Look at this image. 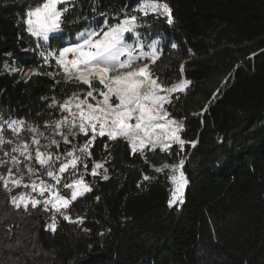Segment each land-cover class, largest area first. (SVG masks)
Segmentation results:
<instances>
[{"label":"trees","instance_id":"trees-1","mask_svg":"<svg viewBox=\"0 0 264 264\" xmlns=\"http://www.w3.org/2000/svg\"><path fill=\"white\" fill-rule=\"evenodd\" d=\"M36 2L0 0V114L5 119L27 118L47 131L43 122L61 115L47 107L51 98L62 101L86 86L65 83L62 74L56 77L58 85L47 75H33L26 83L16 75L1 74L6 52H12L22 67L58 70L53 61L51 68L42 66L36 53L26 58L21 51L37 42L24 25H17L16 13ZM166 2L173 24L149 15L140 31L164 38L161 58L151 71L168 86L180 79L190 82L166 105L171 118L183 123V138L198 140L195 148L186 145L190 182L185 203L168 207L167 170L161 174L154 170L175 162L178 146L172 154L146 149V163L139 154H131L123 140L98 138L89 171L93 160L107 157V142L112 153L106 164L110 179L85 175L93 191L68 210L73 220L84 218L82 225L57 216V231L46 230L51 213L42 207L15 209L0 185V264H264V0ZM91 3L75 0L65 14L64 41L85 28L88 21H73L77 16L91 18ZM136 4L137 0H97L95 7L112 14L125 6L130 11ZM103 21L97 16L93 23ZM172 43L177 44L175 49ZM57 46H62L60 41L51 38L48 47ZM26 134L30 135L24 131L21 136L28 140ZM4 135L12 137L6 130ZM0 159H6L3 152ZM8 166L0 167V174L6 175ZM33 166L40 169L39 164ZM144 175L153 179L145 181ZM23 190L14 189L12 194Z\"/></svg>","mask_w":264,"mask_h":264},{"label":"snow or ice","instance_id":"snow-or-ice-1","mask_svg":"<svg viewBox=\"0 0 264 264\" xmlns=\"http://www.w3.org/2000/svg\"><path fill=\"white\" fill-rule=\"evenodd\" d=\"M14 2L23 3V0ZM74 3L75 0H37L34 5L28 4L23 12L16 13L17 25H24V30L38 41L34 48L22 47L21 51L36 53L42 66L51 68L54 61L58 69L43 72L40 68H30L23 71V76L30 79L33 75H47L58 85L61 81L56 77L62 74L65 83L82 84L86 88L73 91L62 101L55 96L51 98L47 107L58 109L61 115L43 122L47 131L27 118L5 119L0 114V152L6 157L0 159V167L9 165L7 174H0V185L9 194L15 209L23 206L27 212L29 206L31 209L42 207L44 212L51 213V223L46 230L53 233L57 231V216L71 223H84L83 217L73 220L68 210L72 202L93 191L85 180L86 174L110 179L106 164L111 161L112 153L107 142L104 143L107 157L101 161L93 160L89 172L88 161L93 159L91 149L98 138L106 137L112 143L123 140L131 154H139L146 163V149L172 154L173 147L178 146L175 162L154 168L157 174L167 170L166 178L171 184L167 200L169 208L185 203V190L190 182L186 170V145L195 148L198 144V140L183 138V123L171 118L166 108L172 102V94L183 92L190 82L180 79L168 86L150 70L149 64H155L161 58L160 41L149 40L150 34L142 35L140 31L143 27L140 17L150 14L165 17L169 25L173 24L172 9L166 0H137L130 11L125 6L112 14L98 11L97 0H92L90 7L94 15L91 18L77 16L73 23L81 19L88 23L75 33L74 38L70 36L64 41L63 18ZM97 16L104 17L102 24L93 23ZM110 19L116 22L110 23ZM50 38L59 40L62 46L48 47ZM171 47L175 49L177 44L172 43ZM4 55L11 61L15 59L12 52ZM137 62H144L143 66L134 68ZM2 68L9 73L20 71L10 62H4ZM183 68L181 64V71ZM41 100L46 101L48 97H41ZM206 111L207 107L201 114ZM39 115L41 113H37ZM5 130L12 133L11 138L4 135ZM24 131L30 134V143L20 135ZM57 136L60 139H56ZM80 136L86 138L83 143H73ZM61 141L69 147L61 150ZM5 144L10 148L4 149ZM52 148L56 151H50ZM33 162L44 171L34 167ZM143 179L153 178L144 175ZM61 184L70 190V198L61 194ZM137 187L141 185L138 183ZM21 188L24 191L12 194L14 189ZM99 199L96 197L97 201ZM92 247L89 245V249Z\"/></svg>","mask_w":264,"mask_h":264},{"label":"rangeland","instance_id":"rangeland-1","mask_svg":"<svg viewBox=\"0 0 264 264\" xmlns=\"http://www.w3.org/2000/svg\"><path fill=\"white\" fill-rule=\"evenodd\" d=\"M137 15H139V14H137ZM151 15V14H150ZM149 16V15H148ZM148 16H146V17H148ZM146 17H140L141 18V20L143 21L144 19H146ZM25 27V26H24ZM144 31V35H148V34H150V35H148V39L149 40H151V39H159V41H160V47H161V44L163 43V41H164V38L162 37V36H159V35H155V36H153L152 34H151V31H149V32H146V30H143ZM53 35H55V34H53ZM35 39V38H34ZM51 39V38H50ZM35 41L36 42H38L36 39H35ZM160 47H159V50H160ZM33 52H23V57H26V58H30V57H33ZM4 62H10V63H12L13 64V66L14 67H17L20 71H17V72H12V73H9V72H4L3 71V68H2V65H3V63ZM53 63H54V68L56 69V67H55V62L53 61ZM143 63L144 62H137V63H135L134 65H133V67L134 68H140V67H142L143 66ZM2 65H1V74L2 75H7V76H9V77H11V76H17V77H19L20 79H27V77H24L23 76V71H25V70H27L28 68H25V67H22V66H20V64H18V62L17 61H11L10 60V58L9 57H6L5 58V60L2 62ZM149 67H150V70H151V67H152V64H149ZM63 76V75H62ZM98 85V84H97ZM98 87H99V85H98ZM186 89V88H185ZM7 131V130H6ZM8 132H10V131H8ZM11 133V132H10ZM26 133H28L27 131H26ZM12 134V133H11ZM20 135H22V133L20 134ZM25 136H28V134H26ZM28 141H29V143H30V135L28 136ZM56 139H60L58 136L56 137ZM73 143H77L76 141H73ZM67 147H69L68 145H64L63 144V142L61 141V144H60V149L61 150H63V149H65V148H67ZM34 149H35V146H33V151H34ZM50 151H53V152H55L56 151V149L55 148H52V149H50ZM80 170H82L83 171V168L81 167L80 168ZM90 172V171H89ZM67 175L68 174H65V176L67 177ZM90 175V174H89ZM91 176V175H90ZM25 179H27V175H25ZM44 179H47V177L45 176V178ZM59 188H60V192H61V194L62 195H65V196H67V197H69L70 198V190L69 189H66V188H64L63 187V185L61 184L60 186H59ZM24 191V190H23ZM33 195H35V194H33ZM79 198H81V197H79ZM78 198V199H79ZM181 206L182 205H176V206H174V207H176V208H181ZM51 231V230H50Z\"/></svg>","mask_w":264,"mask_h":264},{"label":"bare ground","instance_id":"bare-ground-1","mask_svg":"<svg viewBox=\"0 0 264 264\" xmlns=\"http://www.w3.org/2000/svg\"><path fill=\"white\" fill-rule=\"evenodd\" d=\"M153 65V64H152Z\"/></svg>","mask_w":264,"mask_h":264},{"label":"water","instance_id":"water-1","mask_svg":"<svg viewBox=\"0 0 264 264\" xmlns=\"http://www.w3.org/2000/svg\"><path fill=\"white\" fill-rule=\"evenodd\" d=\"M153 66V65H152Z\"/></svg>","mask_w":264,"mask_h":264}]
</instances>
